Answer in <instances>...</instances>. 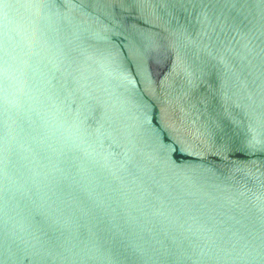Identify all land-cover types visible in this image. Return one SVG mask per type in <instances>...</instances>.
<instances>
[{
    "label": "water",
    "instance_id": "1",
    "mask_svg": "<svg viewBox=\"0 0 264 264\" xmlns=\"http://www.w3.org/2000/svg\"><path fill=\"white\" fill-rule=\"evenodd\" d=\"M0 264H264V0H0Z\"/></svg>",
    "mask_w": 264,
    "mask_h": 264
}]
</instances>
